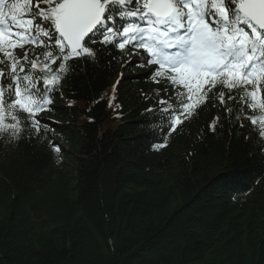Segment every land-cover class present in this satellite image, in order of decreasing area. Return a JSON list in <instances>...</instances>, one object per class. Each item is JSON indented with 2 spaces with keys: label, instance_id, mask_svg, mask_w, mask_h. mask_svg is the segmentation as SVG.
<instances>
[{
  "label": "trees",
  "instance_id": "trees-1",
  "mask_svg": "<svg viewBox=\"0 0 264 264\" xmlns=\"http://www.w3.org/2000/svg\"><path fill=\"white\" fill-rule=\"evenodd\" d=\"M129 59L70 62L47 130L0 138V264H264V141L218 98L165 137Z\"/></svg>",
  "mask_w": 264,
  "mask_h": 264
},
{
  "label": "snow or ice",
  "instance_id": "snow-or-ice-1",
  "mask_svg": "<svg viewBox=\"0 0 264 264\" xmlns=\"http://www.w3.org/2000/svg\"><path fill=\"white\" fill-rule=\"evenodd\" d=\"M125 54L122 67L146 68L155 94H167L145 109L165 137L218 98L264 141V0H0V138L18 144L47 130L41 114L63 98L70 62L112 66Z\"/></svg>",
  "mask_w": 264,
  "mask_h": 264
},
{
  "label": "rangeland",
  "instance_id": "rangeland-1",
  "mask_svg": "<svg viewBox=\"0 0 264 264\" xmlns=\"http://www.w3.org/2000/svg\"><path fill=\"white\" fill-rule=\"evenodd\" d=\"M139 68H143V67H139V66L133 65V66H131V70H130V72H131L132 74H134L135 72H137V70H138Z\"/></svg>",
  "mask_w": 264,
  "mask_h": 264
}]
</instances>
